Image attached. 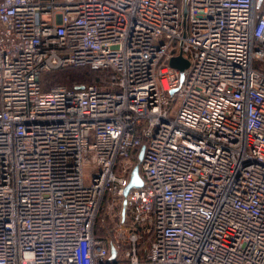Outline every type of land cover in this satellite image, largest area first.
I'll list each match as a JSON object with an SVG mask.
<instances>
[{
    "label": "built area",
    "instance_id": "1",
    "mask_svg": "<svg viewBox=\"0 0 264 264\" xmlns=\"http://www.w3.org/2000/svg\"><path fill=\"white\" fill-rule=\"evenodd\" d=\"M0 264H264V0H0Z\"/></svg>",
    "mask_w": 264,
    "mask_h": 264
},
{
    "label": "trees",
    "instance_id": "2",
    "mask_svg": "<svg viewBox=\"0 0 264 264\" xmlns=\"http://www.w3.org/2000/svg\"><path fill=\"white\" fill-rule=\"evenodd\" d=\"M103 75V71L94 70L88 66H68L43 73L41 75V84L43 90H48L52 85L57 84L73 88L77 85L97 82ZM105 212L104 200L94 223V233L96 236L104 235L108 231L109 225L112 224Z\"/></svg>",
    "mask_w": 264,
    "mask_h": 264
},
{
    "label": "water",
    "instance_id": "3",
    "mask_svg": "<svg viewBox=\"0 0 264 264\" xmlns=\"http://www.w3.org/2000/svg\"><path fill=\"white\" fill-rule=\"evenodd\" d=\"M170 64L173 66V67H176L180 70H183L184 68H186L188 66V60L185 59L182 55H176L174 57L171 58L170 60ZM183 79V76L181 75V80ZM174 89L171 90V93H173ZM143 151H144V147L142 146L139 153H138V160L140 161L141 158H142V155H143ZM143 183V179L141 178L140 174H139V169H138V164H136L134 167H133V170H132V176L130 178V181L128 183V185L125 187V190H124V196H126L128 194V192L130 191V189L132 187H139L141 186ZM126 198L123 200V203H122V214L124 215L125 213V205H126ZM111 258H113L115 256V249L114 247H111Z\"/></svg>",
    "mask_w": 264,
    "mask_h": 264
},
{
    "label": "rangeland",
    "instance_id": "4",
    "mask_svg": "<svg viewBox=\"0 0 264 264\" xmlns=\"http://www.w3.org/2000/svg\"><path fill=\"white\" fill-rule=\"evenodd\" d=\"M106 213V212H105ZM107 215V214H106ZM109 217V221L112 223L111 225H109V227H111L112 225H113V222L115 221V219H112V218H110V216H108Z\"/></svg>",
    "mask_w": 264,
    "mask_h": 264
}]
</instances>
